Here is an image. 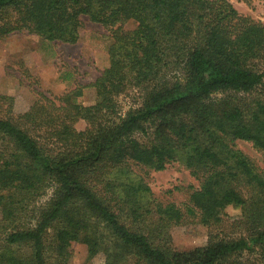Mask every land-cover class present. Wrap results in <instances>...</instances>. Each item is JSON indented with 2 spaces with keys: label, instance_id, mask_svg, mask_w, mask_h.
Here are the masks:
<instances>
[{
  "label": "trees",
  "instance_id": "trees-1",
  "mask_svg": "<svg viewBox=\"0 0 264 264\" xmlns=\"http://www.w3.org/2000/svg\"><path fill=\"white\" fill-rule=\"evenodd\" d=\"M85 16L111 39L93 81L57 94L30 73L0 93V264H67L75 242L84 264H264V167L237 144L264 163V21L230 0H0V43H77ZM173 163L198 181L182 199L148 179ZM190 224L216 234L178 250Z\"/></svg>",
  "mask_w": 264,
  "mask_h": 264
},
{
  "label": "rangeland",
  "instance_id": "rangeland-1",
  "mask_svg": "<svg viewBox=\"0 0 264 264\" xmlns=\"http://www.w3.org/2000/svg\"><path fill=\"white\" fill-rule=\"evenodd\" d=\"M240 12L264 21V0H230ZM85 25L81 29V36L77 43H53L46 38L30 33L28 30L17 31L0 43V93L18 96L21 82H28L30 73L39 78L40 83L47 90L62 93L78 83L93 81L100 70L109 64L108 46L111 42L107 30L100 24L84 17ZM135 21L127 26L134 27ZM72 74L71 77H66ZM23 99V98H22ZM19 98V102H23ZM86 104L94 103L96 92L93 88H86L82 97ZM123 109L135 104L133 95L122 96ZM79 128H85L86 121L81 120ZM238 147L255 158L264 167L262 153L251 142L238 140ZM155 194L161 197L182 199L186 190H178L176 186L198 184L197 179L179 163H173L167 169L153 171L148 176ZM168 190H173L168 192ZM229 225L225 232H234L232 222L241 215V210L233 206L228 207ZM216 234L215 228L202 224L176 226L173 229V243L178 250H190L203 246ZM72 256L67 264H84L87 258V246L75 242ZM92 264H105L103 254L96 256Z\"/></svg>",
  "mask_w": 264,
  "mask_h": 264
},
{
  "label": "crops",
  "instance_id": "crops-1",
  "mask_svg": "<svg viewBox=\"0 0 264 264\" xmlns=\"http://www.w3.org/2000/svg\"><path fill=\"white\" fill-rule=\"evenodd\" d=\"M91 88V87H90ZM93 91L95 92L94 88H93Z\"/></svg>",
  "mask_w": 264,
  "mask_h": 264
}]
</instances>
